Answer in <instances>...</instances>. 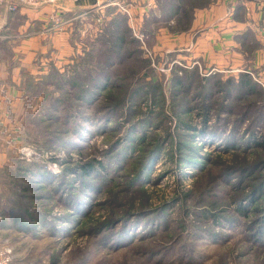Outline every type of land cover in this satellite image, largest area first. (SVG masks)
<instances>
[{"label":"rangeland","instance_id":"374dc122","mask_svg":"<svg viewBox=\"0 0 264 264\" xmlns=\"http://www.w3.org/2000/svg\"><path fill=\"white\" fill-rule=\"evenodd\" d=\"M108 3L76 25L71 56H34L39 79L23 71L24 97L0 119V260L264 264V83L237 89L240 72L156 43L146 17L131 26L130 0ZM194 147L202 166L186 162Z\"/></svg>","mask_w":264,"mask_h":264},{"label":"crops","instance_id":"0c3cea01","mask_svg":"<svg viewBox=\"0 0 264 264\" xmlns=\"http://www.w3.org/2000/svg\"><path fill=\"white\" fill-rule=\"evenodd\" d=\"M130 2L131 26L137 27L135 21L142 22L146 17V32L156 43L162 39L168 41L169 46L184 45L195 54L193 56L201 55V60L209 62L217 72L257 75L259 82L264 83V0ZM115 4L108 0H80L54 6L19 5L13 12L5 7L0 9L1 121L7 118L4 111L8 106L21 102L24 97L20 90L25 82L23 71L32 73L38 68L34 56L46 48L71 56L76 49L72 38L76 25L82 23L80 32L85 31L87 23L83 20L87 14L93 19L108 9L116 10ZM111 16L116 19L117 11ZM33 73L29 77L35 83L39 78L37 72ZM2 162L3 153H0V166Z\"/></svg>","mask_w":264,"mask_h":264},{"label":"trees","instance_id":"16d2710c","mask_svg":"<svg viewBox=\"0 0 264 264\" xmlns=\"http://www.w3.org/2000/svg\"><path fill=\"white\" fill-rule=\"evenodd\" d=\"M115 20H114V26L113 27H115V28H117L116 26H115ZM120 39V40H119ZM122 40V37H121V35L120 34H117V37H115L114 38V43L115 44H117L116 42L117 41H121ZM116 53H117V55H116V57L114 58L115 59V63H116V66H119V65H121L122 63H123V61H125L124 59H125V57L122 55V51H120L118 48H116ZM118 64V65H117ZM111 65H113V62H110V63H107L106 64V66H104V71H103V74H102V72H100V74H99V76H98V81H95V83H94V86L92 87V89H89L88 88V90H87V92L92 96V95H96V93H99V92H102V90H104L108 85H107V82H110L109 80L111 79L109 76H108V73H106V71H109L111 68H112V66ZM105 72V73H104ZM181 77H179V76H176V78H175V81H174V84L175 85H177V84H181L182 83V81H181V79H180ZM253 78L251 77V75H248V73H240V76H239V78H238V80H236V84L233 82V84L235 85V87L237 88V89H239V90H242L243 89V87H247L248 89H252V88H254L256 85L252 82L253 80H252ZM231 80V79H230ZM230 80L228 79V80H226L227 81V83H229L230 82ZM63 81V80H62ZM64 83H66V84H70V85H75V84H78V82L77 81H75V80H73L72 78L70 79L69 77H67L64 81H63ZM63 82H60V83H63ZM64 83L62 84V85H64ZM245 92L247 91V90H245V89H243ZM79 98V97H78ZM85 101V100H84ZM88 101V100H87ZM86 101V102H87ZM53 116H55L54 115V113H52V114H47V116H46V118H52ZM202 131V130H201ZM199 134V133H198ZM199 135H202V134H199ZM211 141L213 140H215V138L213 137V138H211L210 139ZM259 143H262V142H260L259 141ZM192 150L194 151L193 152V154H192V157H190V159H192V160H190V159H186V162H189V163H192V164H194V165H199V166H202V163L203 162H205L206 160H208V156L207 155H203L202 153H199L198 151H196V149H195V147L194 148H192ZM202 154V155H201ZM185 159V158H184ZM185 161V160H184ZM92 164H93V161L91 162V161H89V162H87L86 164H83L80 168H81V172L82 173H84L85 175H91V174H93L94 173V169H93V166H92ZM146 170H147V168H146ZM145 170V171H146ZM43 171H41V172H38V170H37V174L39 175V174H47V171L46 172H43ZM139 174H141L140 176H142V175H144V174H142V172H143V169H142V167H140V169H139ZM40 176V175H39ZM140 176H137V177H140ZM254 190H256V188L255 189H253V190H251L250 191V193L248 194V195H250V196H247L248 197V199H252V195H251V193H252V191H254ZM250 197V198H249ZM12 215H14L13 213H11ZM17 216V215H16ZM15 218H17V217H15ZM21 220V223H24V221H23V219H20ZM16 221L17 220H15V223H16Z\"/></svg>","mask_w":264,"mask_h":264},{"label":"built area","instance_id":"2783aa9c","mask_svg":"<svg viewBox=\"0 0 264 264\" xmlns=\"http://www.w3.org/2000/svg\"><path fill=\"white\" fill-rule=\"evenodd\" d=\"M80 0H0V9L5 7L8 11H16L19 5L37 7L40 5H56L61 3H74ZM0 264H8L7 259H1Z\"/></svg>","mask_w":264,"mask_h":264}]
</instances>
